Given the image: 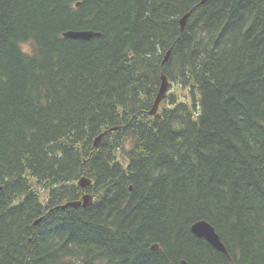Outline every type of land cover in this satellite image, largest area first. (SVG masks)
I'll list each match as a JSON object with an SVG mask.
<instances>
[{
	"label": "trees",
	"instance_id": "16d2710c",
	"mask_svg": "<svg viewBox=\"0 0 264 264\" xmlns=\"http://www.w3.org/2000/svg\"><path fill=\"white\" fill-rule=\"evenodd\" d=\"M200 1L0 0V264H264V0Z\"/></svg>",
	"mask_w": 264,
	"mask_h": 264
},
{
	"label": "water",
	"instance_id": "95a60500",
	"mask_svg": "<svg viewBox=\"0 0 264 264\" xmlns=\"http://www.w3.org/2000/svg\"><path fill=\"white\" fill-rule=\"evenodd\" d=\"M210 0H201L200 5H204ZM190 16V13H187L180 19V25H181V31L185 29L187 20ZM100 36V33L94 32V31H68L64 33V37L72 39V40H90L93 37ZM170 56V51L166 54L165 59L163 61V64H165L169 60ZM170 88V83L165 75L162 76V83L158 92V95L155 99L154 105L150 111V115L154 116L158 113L159 107L163 99H165L168 91ZM115 130V128L111 129V131ZM109 131H105L104 133L100 134L96 139H95V147L97 148L98 145L100 144L102 138L107 135ZM79 186L81 188H87L90 184L91 181L86 178L85 176L81 178L79 181ZM93 203V198L90 194H84L80 200L77 201H70L67 202L59 208L61 209H67L69 207L73 208H78V207H84L87 208L91 206ZM39 222L36 221L35 224ZM192 233L197 236L198 238L205 239L214 249L217 251L221 252L224 255H228V252L226 250L225 245L222 243L219 235L215 231L214 227L210 225L206 221H198L195 224L192 225L191 227ZM154 250L158 249V245H153L152 247ZM181 264H189L187 261L183 260Z\"/></svg>",
	"mask_w": 264,
	"mask_h": 264
},
{
	"label": "bare ground",
	"instance_id": "6f19581e",
	"mask_svg": "<svg viewBox=\"0 0 264 264\" xmlns=\"http://www.w3.org/2000/svg\"><path fill=\"white\" fill-rule=\"evenodd\" d=\"M57 64V63H56ZM73 67V66H72ZM264 71V70H263ZM122 92V91H121ZM144 103V102H143ZM143 111V110H142ZM156 141V140H155ZM7 161V160H6ZM159 168V167H158ZM142 171V170H141ZM189 172V171H188ZM229 177V176H228ZM180 231V230H179ZM6 239V238H5Z\"/></svg>",
	"mask_w": 264,
	"mask_h": 264
},
{
	"label": "rangeland",
	"instance_id": "374dc122",
	"mask_svg": "<svg viewBox=\"0 0 264 264\" xmlns=\"http://www.w3.org/2000/svg\"><path fill=\"white\" fill-rule=\"evenodd\" d=\"M28 48V47H27Z\"/></svg>",
	"mask_w": 264,
	"mask_h": 264
}]
</instances>
